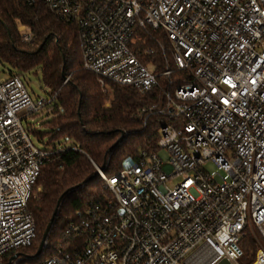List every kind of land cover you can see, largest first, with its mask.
<instances>
[{
	"label": "built area",
	"instance_id": "obj_1",
	"mask_svg": "<svg viewBox=\"0 0 264 264\" xmlns=\"http://www.w3.org/2000/svg\"><path fill=\"white\" fill-rule=\"evenodd\" d=\"M39 1L78 26L83 69L103 87L146 94L158 85L139 58L153 53L139 48L147 29L164 33L187 77L158 110L170 124L156 151L112 176L95 165L107 194L66 230L83 247L35 264H242L247 233L258 247L250 264H264V0ZM19 31L33 42L27 27ZM48 94L34 98L23 76L0 72V264L24 260L10 254L36 238L28 203L42 167L70 149L31 140L55 116L57 95Z\"/></svg>",
	"mask_w": 264,
	"mask_h": 264
},
{
	"label": "trees",
	"instance_id": "obj_2",
	"mask_svg": "<svg viewBox=\"0 0 264 264\" xmlns=\"http://www.w3.org/2000/svg\"><path fill=\"white\" fill-rule=\"evenodd\" d=\"M21 25L32 33V43L22 41ZM139 35L140 50L153 51L139 58L154 66L158 75V85L146 94L112 82L103 87L97 75L84 70L78 26L44 2L0 0V65L9 66V77L40 71L42 84L57 97L55 116L40 123L42 130L34 133L42 142L49 140L48 145L70 148L42 167L28 203L36 238L31 247L10 254L11 259L24 256L20 264H35L83 247L82 239L67 235L66 230L79 220L80 212L107 194L95 165L112 176L126 162L137 161L142 152L158 149L160 129L170 124L158 110L187 73L176 67L173 48L161 30L147 29ZM168 69L170 76L165 75ZM44 241L47 248L33 259ZM240 245V262L250 264L258 249L255 240L247 233Z\"/></svg>",
	"mask_w": 264,
	"mask_h": 264
},
{
	"label": "rangeland",
	"instance_id": "obj_3",
	"mask_svg": "<svg viewBox=\"0 0 264 264\" xmlns=\"http://www.w3.org/2000/svg\"><path fill=\"white\" fill-rule=\"evenodd\" d=\"M9 70V66L7 65H0V72H1V75L3 77H6V71ZM24 77V80L26 82V86H27V89L29 90V92L31 93V95L34 97V98H37V97H40V98H44V99H49V90L42 84L41 82V75H40V71L37 70V72L35 73H27L25 75H23ZM26 112H21L20 115L23 116L25 115ZM31 118H34V123H36L39 119H41V115H34L32 117H30L28 120H30ZM24 124L26 125V121H24ZM42 129H39L38 131H40ZM46 131V130H44ZM42 131V132H44ZM31 140L33 141V143L40 147V148H45L48 146V141L49 140H45L44 142H40L37 135L32 132L31 133ZM159 155L164 159V160H167L168 158V153L164 150H160L159 152ZM129 163H133L132 161H128L126 162V164H129ZM207 169L211 172V173H214L216 172V168L214 167V165H212L211 163L207 164ZM219 178V176H218ZM220 179V178H219ZM39 191V189H38Z\"/></svg>",
	"mask_w": 264,
	"mask_h": 264
},
{
	"label": "water",
	"instance_id": "obj_4",
	"mask_svg": "<svg viewBox=\"0 0 264 264\" xmlns=\"http://www.w3.org/2000/svg\"><path fill=\"white\" fill-rule=\"evenodd\" d=\"M51 229H52V224H50V225L48 226L47 231H46V233H45V238L48 237V234H50ZM45 246H46V242L44 241V242H42L41 245L39 246V249H38L37 253L34 255L33 259H38V258H40V257L42 256L43 251H44V249H45ZM15 257H16V256H15ZM15 257H13L12 259H14ZM218 264H230V263H229L228 261H226V260H222V261L219 262Z\"/></svg>",
	"mask_w": 264,
	"mask_h": 264
}]
</instances>
